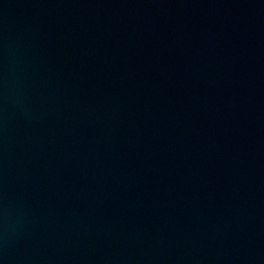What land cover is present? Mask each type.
<instances>
[{
  "label": "water",
  "instance_id": "obj_1",
  "mask_svg": "<svg viewBox=\"0 0 264 264\" xmlns=\"http://www.w3.org/2000/svg\"><path fill=\"white\" fill-rule=\"evenodd\" d=\"M0 264H264V0H0Z\"/></svg>",
  "mask_w": 264,
  "mask_h": 264
}]
</instances>
